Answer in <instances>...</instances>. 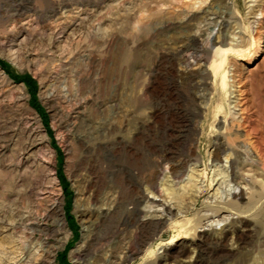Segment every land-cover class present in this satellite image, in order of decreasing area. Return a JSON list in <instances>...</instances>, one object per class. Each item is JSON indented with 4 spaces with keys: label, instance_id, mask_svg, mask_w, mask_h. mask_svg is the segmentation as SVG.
I'll use <instances>...</instances> for the list:
<instances>
[{
    "label": "rangeland",
    "instance_id": "1",
    "mask_svg": "<svg viewBox=\"0 0 264 264\" xmlns=\"http://www.w3.org/2000/svg\"><path fill=\"white\" fill-rule=\"evenodd\" d=\"M23 263L264 264V0H0Z\"/></svg>",
    "mask_w": 264,
    "mask_h": 264
},
{
    "label": "bare ground",
    "instance_id": "2",
    "mask_svg": "<svg viewBox=\"0 0 264 264\" xmlns=\"http://www.w3.org/2000/svg\"><path fill=\"white\" fill-rule=\"evenodd\" d=\"M190 19H191V18H190ZM187 20H188V19H187ZM187 20H186V21H187ZM189 21H190V20H189ZM224 80H225V75L223 74L222 77H221V83H222L223 85H225V81H224ZM222 84H221V85H222ZM224 87H225V86H224ZM247 107H248V106H247ZM242 108H243V107H242ZM249 125H250V124H249ZM245 126H246V125H245ZM249 128H251V127H249ZM247 130L249 131V129H247ZM245 133H246V132H245ZM256 141H257V140H256ZM214 155H215V154H214ZM228 159H229V158H228ZM230 163H232V162L230 161L229 164H230ZM231 165H232V164H231ZM228 166H230V165H228ZM230 172H231V171H230ZM109 207H110V206H109ZM112 208H113V207H112ZM107 210H108V209H107ZM81 247H82V246H80V248H81ZM77 252H78V251H77ZM77 252H76V253H77ZM27 257H28V256H27ZM28 258H29V257H28ZM31 259H32V258H31ZM22 262H23V261H22ZM23 264H24V263H23Z\"/></svg>",
    "mask_w": 264,
    "mask_h": 264
}]
</instances>
